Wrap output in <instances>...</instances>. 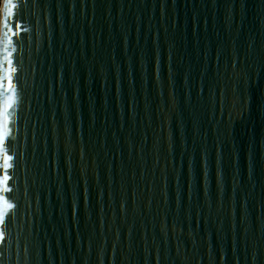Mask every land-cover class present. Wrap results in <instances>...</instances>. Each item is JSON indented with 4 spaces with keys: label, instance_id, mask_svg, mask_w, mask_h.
<instances>
[{
    "label": "water",
    "instance_id": "1",
    "mask_svg": "<svg viewBox=\"0 0 264 264\" xmlns=\"http://www.w3.org/2000/svg\"><path fill=\"white\" fill-rule=\"evenodd\" d=\"M9 67L0 264H264V0H8Z\"/></svg>",
    "mask_w": 264,
    "mask_h": 264
},
{
    "label": "snow or ice",
    "instance_id": "2",
    "mask_svg": "<svg viewBox=\"0 0 264 264\" xmlns=\"http://www.w3.org/2000/svg\"><path fill=\"white\" fill-rule=\"evenodd\" d=\"M8 65H11V60L9 59L7 61ZM14 70L9 67L8 69V76H7V87L5 89L6 91V99L3 107V124L0 126V152L4 153V168H10L12 167V160L13 156L9 154L10 150V137H11V128H10V119H9V113L10 110L14 107L16 103V97L14 94V90L12 88L11 84V74ZM7 93H12L11 95H7ZM10 179V177L7 174H3V181H0V183L3 184V191L5 193L9 192L11 189L8 186L7 182ZM0 205H2V210H0V228H3L6 226L8 216L7 213L11 211L13 208V204L8 202V198L6 197H0ZM4 241V233L0 231V244H2ZM3 253H0V256H2Z\"/></svg>",
    "mask_w": 264,
    "mask_h": 264
},
{
    "label": "bare ground",
    "instance_id": "3",
    "mask_svg": "<svg viewBox=\"0 0 264 264\" xmlns=\"http://www.w3.org/2000/svg\"><path fill=\"white\" fill-rule=\"evenodd\" d=\"M7 9H8V0H3L2 6H1V22H0V84H1V73H2V62H3V50H4Z\"/></svg>",
    "mask_w": 264,
    "mask_h": 264
},
{
    "label": "rangeland",
    "instance_id": "4",
    "mask_svg": "<svg viewBox=\"0 0 264 264\" xmlns=\"http://www.w3.org/2000/svg\"><path fill=\"white\" fill-rule=\"evenodd\" d=\"M2 1L3 0H0V22H1V6H2Z\"/></svg>",
    "mask_w": 264,
    "mask_h": 264
}]
</instances>
